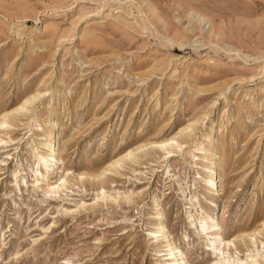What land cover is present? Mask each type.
<instances>
[{"label": "rangeland", "instance_id": "rangeland-1", "mask_svg": "<svg viewBox=\"0 0 264 264\" xmlns=\"http://www.w3.org/2000/svg\"><path fill=\"white\" fill-rule=\"evenodd\" d=\"M1 121L0 264H264V0H0Z\"/></svg>", "mask_w": 264, "mask_h": 264}, {"label": "bare ground", "instance_id": "bare-ground-1", "mask_svg": "<svg viewBox=\"0 0 264 264\" xmlns=\"http://www.w3.org/2000/svg\"><path fill=\"white\" fill-rule=\"evenodd\" d=\"M204 26H205V24H204ZM206 28V27H205ZM204 28V29H205ZM203 29V30H204ZM202 30V31H203ZM23 108V107H22ZM7 116V115H6ZM5 116V117H6ZM4 117V116H3ZM6 119V118H5ZM3 124H5V122L4 121H1L0 122V126H2ZM210 128V127H209ZM205 139V138H204ZM170 141H172V140H170ZM176 147H179L178 145H177V143H176ZM132 152V151H131ZM131 152H128L124 157H127V156H130V154H131ZM53 153H54V151L52 152L51 151V153H49V154H47V156L46 157H41L40 158V160H41V162H42V167L44 168V169H46L47 167H48V163L51 161V159L53 158ZM168 153H171V151H168ZM40 157V156H39ZM134 158H135V156H134ZM39 160V161H40ZM133 161V160H132ZM40 162V163H41ZM42 182H44L45 183V186L47 187V192L48 193H51V194H54L55 192L57 193L58 191V189H60V186H58L57 184L56 185H52L51 183V181H50V178L48 177V175H45V176H43L42 178ZM207 181H209L210 182V187H214V186H216V181H215V179H211V180H207ZM61 184H63L62 182H60ZM64 185V184H63ZM160 216H161V214H160ZM206 218H205V220H204V229H205V231H210V235H211V241H210V243L212 244L211 245V249H213L214 251H220L221 252V249H220V247L221 246H226L227 245V243H225V241H224V239H222V236L220 235V233L214 228V224L212 223V221L209 223L208 222V219L210 218V216L209 215H207V216H205ZM158 227V226H157ZM216 227V226H215ZM159 233H161V235H163L164 237H165V234H167V231L165 230H163V227H159ZM154 235H157L156 234V232H154ZM157 236H160V235H157ZM210 237V236H209ZM172 244L170 243V242H168V240H167V243H166V247H167V250L168 251H170V254L171 255H173V257H174V264H185V262H184V260H183V258L181 257L182 256V254H180V252L178 251V250H176V248L175 247H172L171 246ZM213 254H215L216 255V253H213ZM216 259V258H215ZM210 264H228V261H226V260H221V259H218L217 260V262H212V263H210Z\"/></svg>", "mask_w": 264, "mask_h": 264}]
</instances>
